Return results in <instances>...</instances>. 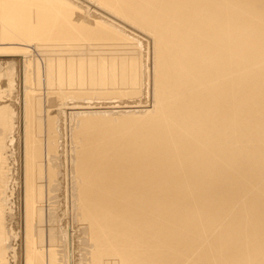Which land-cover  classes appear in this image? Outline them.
<instances>
[{
  "label": "bare ground",
  "instance_id": "bare-ground-1",
  "mask_svg": "<svg viewBox=\"0 0 264 264\" xmlns=\"http://www.w3.org/2000/svg\"><path fill=\"white\" fill-rule=\"evenodd\" d=\"M0 264H264V0H0Z\"/></svg>",
  "mask_w": 264,
  "mask_h": 264
},
{
  "label": "rangeland",
  "instance_id": "rangeland-1",
  "mask_svg": "<svg viewBox=\"0 0 264 264\" xmlns=\"http://www.w3.org/2000/svg\"><path fill=\"white\" fill-rule=\"evenodd\" d=\"M143 40V39H142ZM142 48V51L144 50V47L142 46L141 47ZM74 51V50H73ZM72 51H65L64 53L65 54H67V53H71ZM75 52L76 53H79L80 51H78V50H75ZM100 50H94V51H92V53H90V54H96V55H100ZM144 52V51H143ZM102 55V54H101ZM88 59V58H94V57H68V59H74V60H77V59ZM49 85H51V84H49V82L48 81H46L44 78H42L41 80H39V82L38 81H35L34 82V84H33V86L35 87V88H38V89H40V92H46L47 90H48V86ZM52 87H54V89H58V90H60V91H62V92H65L66 93V91H68V92H71V93H77V92H81V91H83V93H85V92H87V91H92V90H94V87L95 86H93V85H89V84H81V85H77V84H73V85H70V84H67V83H63V84H58V83H53L52 85H51ZM43 92V93H44ZM123 100V99H122ZM65 134H66V132H65ZM66 139V140H65ZM64 140H65V142L64 143H66V144H69V142H66V141H68V136H66V135H64ZM65 144V146H66V148L64 147V150H66L65 152H64V154H63V156H65V157H61V163H62V165H63V160L65 161V165L69 162V155H70V146L69 145H66ZM60 150H61V148H60ZM67 153V154H66ZM66 155H67V158H66ZM63 159V160H62ZM61 165V166H62ZM67 168H68V165H67ZM66 168V169H67ZM62 171H63V169H62ZM45 182V181H44ZM43 183V182H42ZM66 184V183H65ZM43 185L45 186L46 185V182L45 183H43ZM45 188V187H44ZM65 189H66V187H65ZM65 190L63 189V187L61 188L60 187V189H51V190H49V189H47V188H45V190H44V192L40 195L41 196V199H42V201L41 200H38V199H34V197H33V200H31L32 202V207L33 208H35V213H36V218L34 219V212H33V221L34 222H36V227H43V228H46V230H45V233L47 234L48 232H49V229H50V227H53L55 230H54V233H58L59 234V231H57V225H53L52 224V220L51 219H53V217H49V213H48V210L50 209L49 208V206H50V200H52V198H50L49 199V197H50V195L53 193V192H56V194H57V196H56V201L55 202H53V205L55 206V207H57L55 210L58 212L57 214V216H58V218L59 217H61L62 218V224H60L61 226H65L66 228H70L71 230V233H75V230L77 229L76 228V226H74V220H72V218H71V216L72 215H70L71 213H70V207H71V199L69 198V191L67 192V191H65V192H67V193H65L64 192ZM64 194V195H63ZM33 195V194H32ZM38 195V194H37ZM66 199H65V198ZM19 199L21 200L22 199V201H23V191H22V193H21V190H20V194H19ZM68 200H70V201H68ZM57 202V203H56ZM67 202V203H66ZM70 202V203H69ZM57 205H56V204ZM39 204V205H38ZM62 205H63V207H62ZM39 207H42L43 208V211H44V222H41V224H39L38 223V217H37V209L39 208ZM69 208V209H68ZM53 209V208H52ZM65 209V210H64ZM59 210V211H58ZM65 211V213H64V211ZM69 213H68V212ZM67 213V214H66ZM60 214V215H59ZM64 214H65V216H64ZM21 216H20V224L18 225V221H17V219H16V216L14 215L13 216V219H12V224H13V226H14V228H16L17 229V226H21V222L23 223V221H22V219H21V217H23V211H22V214H20ZM62 215V216H61ZM49 218V219H48ZM60 222V223H61ZM40 225V226H39ZM16 229H14V231L16 230ZM78 230H76V233H75V235H73V236H75L74 237V240L72 239V241L74 242L75 240H77V238H76V235L78 234ZM32 237V236H31ZM46 239V238H45ZM70 241V240H69ZM71 241V242H72ZM71 242H67V244H66V246H67V248L68 247H70V248H68L67 250L69 251V250H71V252L73 251H75V253L77 252V249L74 247L75 246V242L73 243H71ZM49 244V242L48 241H44L42 244H38V245H43V246H47ZM74 244V245H73ZM73 248H75L74 250H73ZM72 252V253H73Z\"/></svg>",
  "mask_w": 264,
  "mask_h": 264
}]
</instances>
